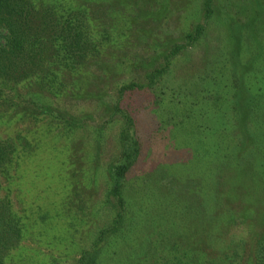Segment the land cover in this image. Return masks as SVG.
Masks as SVG:
<instances>
[{"label":"rangeland","instance_id":"rangeland-1","mask_svg":"<svg viewBox=\"0 0 264 264\" xmlns=\"http://www.w3.org/2000/svg\"><path fill=\"white\" fill-rule=\"evenodd\" d=\"M89 1L107 40L55 100L71 118L0 120L34 142L14 170V204L31 220L9 264H264V0ZM162 67L155 96L117 99ZM116 107L134 120L141 151L113 227Z\"/></svg>","mask_w":264,"mask_h":264},{"label":"trees","instance_id":"trees-1","mask_svg":"<svg viewBox=\"0 0 264 264\" xmlns=\"http://www.w3.org/2000/svg\"><path fill=\"white\" fill-rule=\"evenodd\" d=\"M91 4L89 0H0L2 123L14 121L20 115L24 120L32 112L36 113L34 116L37 119L43 115H48L51 121L61 117L71 118L68 108L59 106L55 100L67 96L78 69L97 57L107 40L102 39L106 36L105 29H95L96 16ZM204 29L205 24H199L194 33L188 35L190 42H195ZM179 48L176 46L172 49L166 55V61ZM164 69L153 70L144 84L132 81L120 86L117 99L121 100L128 91L144 89H150L152 96H155L159 87L155 86L154 80L163 76ZM69 95L76 97L75 92ZM116 113H120L124 124L120 133L121 153L108 171L110 189L116 202L113 227L125 211L122 183L141 151L134 120L118 107ZM58 126V123L54 124V127ZM5 131L0 130V264H9L14 261L17 252L20 256L26 249L22 243L31 218L28 213H20L14 204L13 177L21 153L28 155L34 148L27 131L18 132L16 136ZM60 132L55 131L56 134ZM159 141L157 139L153 144V153ZM128 144L132 145L131 149L126 148ZM259 252L264 254V235L260 240Z\"/></svg>","mask_w":264,"mask_h":264}]
</instances>
